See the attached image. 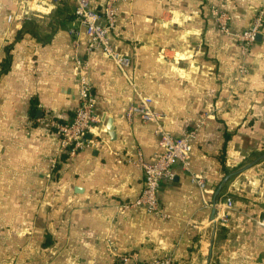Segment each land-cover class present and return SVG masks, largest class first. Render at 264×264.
<instances>
[{
	"label": "crops",
	"instance_id": "0c3cea01",
	"mask_svg": "<svg viewBox=\"0 0 264 264\" xmlns=\"http://www.w3.org/2000/svg\"><path fill=\"white\" fill-rule=\"evenodd\" d=\"M263 2L121 0L110 34L131 60L121 71L101 51L88 59L82 29L70 33L73 0L11 22L18 0H0V264H131L132 254L264 264V25L242 55L209 11L227 12L240 32ZM91 3L101 9L104 0ZM83 58L100 124L86 134L91 146L68 157L42 121L73 116ZM140 96L164 130H195L188 171L177 163L160 183L165 217L122 206L142 191L139 156L161 150L153 125L127 116ZM225 196L233 207L215 224V200Z\"/></svg>",
	"mask_w": 264,
	"mask_h": 264
},
{
	"label": "built area",
	"instance_id": "2783aa9c",
	"mask_svg": "<svg viewBox=\"0 0 264 264\" xmlns=\"http://www.w3.org/2000/svg\"><path fill=\"white\" fill-rule=\"evenodd\" d=\"M62 0H18L21 11L16 15H9L7 20L11 22L14 18H27L32 12L40 11L46 2L59 4ZM73 16L76 23L75 28L70 30L73 36L78 35L82 29L86 35L85 52L88 56L96 51L112 60L116 66L124 71L130 66L131 60L128 56L117 50L110 41V34L116 28L119 2L121 0H104L101 9L95 7L91 0H73ZM209 11L214 18L220 32L234 35L237 38L240 53L244 55L254 44L257 37L262 35L264 25V2L256 11L250 25L240 32H234L229 24L227 12L210 6ZM78 69V103L73 116L68 121H60L54 117L45 116L43 123L48 128H53L59 143V151L74 157L91 146L94 139H87L86 134L100 124V118L95 113V95L92 91V84L87 76L88 60L76 59ZM240 73H246L248 66L244 62L239 66ZM152 100L148 96H140L138 102L132 103L127 116L139 114L141 120L153 125V132L157 136L158 145L161 150L157 152L150 161L139 156L138 163L143 173V188L140 195L130 202L123 203L124 207H137L144 212L165 217L159 190L163 179H170L173 175V167L180 164L188 171L192 151L195 130L187 131L181 136H174L164 130L160 125L161 115L152 108ZM201 184V180H196ZM233 202L230 196L215 200V213L212 217L215 224L222 223L227 219V212L232 209ZM134 261L131 264H175L171 256L165 255L148 260L138 261L136 255L132 254Z\"/></svg>",
	"mask_w": 264,
	"mask_h": 264
},
{
	"label": "water",
	"instance_id": "95a60500",
	"mask_svg": "<svg viewBox=\"0 0 264 264\" xmlns=\"http://www.w3.org/2000/svg\"><path fill=\"white\" fill-rule=\"evenodd\" d=\"M213 207H214V210H213V215H214V213H215V203H214V206Z\"/></svg>",
	"mask_w": 264,
	"mask_h": 264
},
{
	"label": "bare ground",
	"instance_id": "6f19581e",
	"mask_svg": "<svg viewBox=\"0 0 264 264\" xmlns=\"http://www.w3.org/2000/svg\"><path fill=\"white\" fill-rule=\"evenodd\" d=\"M208 237V236H207ZM206 244V243H205ZM202 246H203V244H202ZM203 248V247H202ZM205 248V247H204ZM203 250V249H202Z\"/></svg>",
	"mask_w": 264,
	"mask_h": 264
}]
</instances>
